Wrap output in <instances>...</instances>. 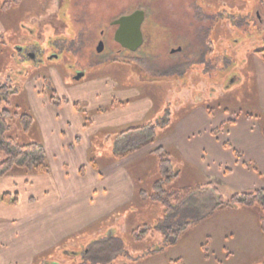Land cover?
<instances>
[{
    "label": "rangeland",
    "instance_id": "374dc122",
    "mask_svg": "<svg viewBox=\"0 0 264 264\" xmlns=\"http://www.w3.org/2000/svg\"><path fill=\"white\" fill-rule=\"evenodd\" d=\"M136 9L146 12L145 41L131 52L115 40L113 22ZM0 18L6 28L0 36V83L18 90L11 96L12 110L16 105L28 106L35 117L30 131L18 116L11 119L10 134L20 142L40 140L49 149L51 163V172L41 174L35 184L31 180L37 173L20 169L10 174L16 175L14 181L11 177L0 184V194L18 193L17 205L0 206V218L18 223L15 237L20 249L33 252L43 243L48 246L34 264H264L259 207L229 203L211 211L236 191L194 171L173 148L166 147L175 169L182 172L166 187L212 182L217 188L204 187L195 193L206 208L181 206L168 211L140 194V190L150 191L160 178V156L153 150L165 144L171 125L193 106L212 108L216 115L207 122L214 124L235 114L264 117V62L252 52L256 46L264 47L261 40L252 42L254 35H264V0H0ZM242 18L254 21L256 27L247 20L232 26V20L235 24ZM43 24L55 30L48 29L54 34L49 45ZM100 41L102 52L97 51ZM24 49L38 59L25 55ZM78 70L84 72L80 79L75 76ZM51 89L62 103L51 102ZM119 100L129 102L120 106ZM74 103L87 114L74 111ZM115 111L128 119L141 116L130 125H153L159 136L152 146L134 154L139 158L129 167L136 187L130 200L111 210L118 194L110 185L99 190L95 199L92 194L86 200L83 186L80 193L64 186L52 189L60 184L63 172L78 185L77 169L85 165L90 170L94 154L99 171H107L116 150L152 134V130L121 134L130 125L121 129L108 125ZM247 120L259 126L264 136L256 118ZM61 142L62 153H51ZM5 159L0 151V162ZM92 175L82 182L91 184ZM31 195L37 199V212L60 200L69 206L59 213L63 205L54 209L47 225L32 226L29 222L37 219L31 218ZM195 220L180 236L164 233L168 226ZM143 224L160 229L141 238L136 232ZM94 253L96 261L89 259Z\"/></svg>",
    "mask_w": 264,
    "mask_h": 264
},
{
    "label": "crops",
    "instance_id": "0c3cea01",
    "mask_svg": "<svg viewBox=\"0 0 264 264\" xmlns=\"http://www.w3.org/2000/svg\"><path fill=\"white\" fill-rule=\"evenodd\" d=\"M5 31V25L2 23L0 18V36ZM76 104L77 103H74L71 106L74 111L77 110V108H74L76 107ZM116 109L117 108H115V110ZM77 111L79 112V110ZM112 112L113 111L110 110V114ZM114 114V116L111 115L112 121L108 124L110 126H114V129H121L124 125H130L133 121L135 122L142 118L141 116H138L137 119H133L131 116H128L130 119V121H128L129 119L127 118V114L121 113L120 111H115ZM210 119L211 115L205 108L201 106H193V109L189 111L187 116H185L174 125H171L172 127H170V132L168 136H166V142L161 146L173 148V150H175L173 152L179 155L180 161L191 166L194 171L200 173L206 179H214V181L218 180L219 184L233 188L236 191L234 192V194L253 191L255 189L264 187V136L262 135L259 126H257L250 120H244L228 129H225L224 132L216 136L213 134V130L220 124H214L213 121L207 122V120ZM128 127L124 128V130ZM62 131H65V129H63ZM227 141H230L232 143L233 148H227L224 146ZM74 143L76 142H73V144ZM58 145L59 148L51 149L50 152L61 154L63 151V146L65 144L61 142ZM149 146L152 145H148L145 148ZM145 148L131 153L125 158L119 160L111 159V161H109L108 163V169L105 172H100L93 166L90 170L88 169V167H84L85 165L78 168L76 179L79 180H76V182L79 183L76 186H74V181H70L67 172H63L62 177L59 180L60 184L53 185L52 189L62 188V186H64L68 187L70 192L80 193L83 186V192L86 196V200L89 196L91 197L92 194H94L93 198L95 199L97 193H99V190L103 188L102 191H104L110 185V187L114 188L115 193L118 194V197L114 200L115 205H112V208L110 209H117L126 204L136 190L135 184L129 171V167L134 161H136L137 158H139L136 157L138 155L134 154L142 152ZM234 148L241 151V160L237 158L234 152ZM48 150L49 149L46 148L47 155ZM82 151L83 153H85L84 150ZM84 155V160L86 162V154ZM54 156L56 157L55 154ZM171 157L173 158L172 155ZM177 160L174 161L176 162ZM245 162L256 163L257 169L246 166ZM94 169L96 171H94ZM87 170H89V174H87L88 176L86 177ZM176 171H178V175L176 177L179 178V176L181 175L180 172H182V170H177L176 168ZM91 173L93 174L91 177L92 180H90L91 184L82 182L86 181V178H88ZM42 176L43 175L41 174H34L32 175L31 181H34L33 184H35L36 180H38L39 178L41 180V178H43ZM11 177L14 181V177H16V175H7L0 178V184L2 181ZM26 182H28L27 179ZM111 182H114L115 186H113ZM194 184L196 183L186 185ZM71 187H73L74 189ZM49 189L50 188L48 187V190H45L44 193L48 194ZM36 200V197L32 195L29 198L30 203L34 205V209L31 211L32 213H30L31 218L33 217L37 220L33 223H30L28 220L25 221L26 224L29 222V224H32V226H44L43 224L47 225V216L49 218L53 211H55L54 209H59V207L65 203V201L60 200L53 206L51 204H48V209L45 208L44 212H41L43 210L37 212L38 209L35 207ZM0 202V206H7V203L3 202L2 200H0ZM201 204V201L196 202V200H194L192 202V206L194 207H197ZM68 206V204L63 205L59 211H56H58V213L62 212L63 210L68 208ZM9 220L10 221L5 222L0 218V264H34L36 257L41 256V253L45 249H47V244L44 245L43 243L33 252H31V250H26V248L20 249V245L16 243L17 241L15 237L18 231V223L17 225L15 224V219Z\"/></svg>",
    "mask_w": 264,
    "mask_h": 264
},
{
    "label": "trees",
    "instance_id": "16d2710c",
    "mask_svg": "<svg viewBox=\"0 0 264 264\" xmlns=\"http://www.w3.org/2000/svg\"><path fill=\"white\" fill-rule=\"evenodd\" d=\"M247 20V18L239 19L234 24V21L232 20V26L237 27V24H243L244 21ZM249 20V19H248ZM246 21V24L256 27V24L254 21L251 20ZM36 25V23H34ZM42 32H44L46 35L48 33V45L50 44L51 40L54 38L53 33L50 32V30L54 31V27L52 25L48 26L46 24H43ZM48 29H50L48 31ZM257 30L261 31V28H256ZM256 34V33H255ZM59 36L58 34H55V37ZM255 36V37H254ZM252 37V42L255 43L260 42V40L264 43V35L258 36L254 35ZM252 52L254 53V56L258 55L261 60L264 62V47H254ZM56 55V54H55ZM50 59V57H49ZM54 89V88H52ZM51 89V90H52ZM18 90H11V86L9 84H3L0 83V151L5 153L6 159L0 162V178L10 175L13 170L20 169L22 171H27L29 173H37V174H49L51 172V165L47 157L46 147L40 140H30L27 142H20L18 139L14 136H12L11 133V119H14L16 116H18L19 123H21L26 130H32L35 122V117L32 113L28 111V106H26V109L24 106L16 105V111L12 110V94H15ZM50 95L51 102L55 104L62 103V100L59 99V97H56L54 91ZM65 101H68L67 99H63ZM128 103L127 101H119L116 104H119L120 106H124V104ZM76 108L80 112H84L87 114V110L83 107H80L78 104L75 105ZM208 113L211 116H215L216 113L213 112L212 108L206 107ZM225 111L227 113H231L229 108H226ZM256 118L262 125L263 129L262 132L264 134V117L262 114H253L248 113L244 115L243 117H240L238 114H235L234 117H232L229 120H226L222 122L220 125H218L213 130L214 135H219L222 133L226 128H230L242 120L252 119ZM90 120V119H88ZM91 121V120H90ZM92 121L90 122V124ZM166 125L164 124L163 127ZM134 130H148L151 131L152 134L148 136L147 138L137 142L136 144H133L131 146H127L126 148L122 150H116L113 153V159L119 160L122 158H125L126 156L130 155L133 152H136L148 145H152L156 142L157 138L159 137L157 133L154 130L153 125L144 124V125H135L130 126L127 129L123 130L121 134H127ZM227 148H233L232 143L230 141H227L224 144ZM234 152L239 160L242 159V153L241 151L234 148ZM153 153L160 156V162H159V173L160 178L155 181L152 189L149 190H140L141 196L144 197V199L149 200L153 203H159L163 207H166L168 211L174 210V207H194L192 206V202L196 200L198 202L197 198L195 197V193L200 191L204 187H210V188H217L216 185H213L212 182H208L206 184L200 183L195 185H185L180 187H174L169 186L166 187V184L178 175V171L175 169L174 162L171 158V154L167 150L165 146H159L156 147L153 150ZM90 162L92 166L100 170L101 166L99 165V161L96 157V154L93 155V157L90 159ZM246 166L252 167L254 169H257V165L254 162H245ZM83 171V170H82ZM194 197L196 199H194ZM0 199L10 205H16L19 202L18 193L12 194L10 192H5L0 194ZM237 204L242 203L244 205H257L260 209V228L264 232V187L255 189L253 191H246V192H240L235 193L231 196L230 199H222L221 201L217 202L215 208H211V211H215L216 209L222 208L225 204ZM207 203H204L203 205H199L196 208H206L205 205ZM210 211V214H211ZM209 214V215H210ZM197 220L195 221H189L185 224V226H179V227H172L168 226L164 229V233L170 235L174 234L176 236H180L183 234L186 228L189 226L195 224ZM160 228L158 226H150L149 224H143L142 226H139L137 229L136 234L138 236H141V238H145L147 235L154 234L156 231H158ZM89 250V249H88ZM95 253L89 256V259L95 260ZM42 259V258H41ZM41 259H38L37 261H41ZM98 259V258H97Z\"/></svg>",
    "mask_w": 264,
    "mask_h": 264
},
{
    "label": "water",
    "instance_id": "95a60500",
    "mask_svg": "<svg viewBox=\"0 0 264 264\" xmlns=\"http://www.w3.org/2000/svg\"><path fill=\"white\" fill-rule=\"evenodd\" d=\"M145 19H146V12L144 9H136L132 13L128 15H123L118 19H116L113 22V25L118 26L115 32V40L123 48L128 49L132 52L139 50L145 41V37L142 29ZM103 50H104V42L100 41L97 47V51L102 52ZM83 74H84L83 71H78L76 75V79H80Z\"/></svg>",
    "mask_w": 264,
    "mask_h": 264
},
{
    "label": "flooded vegetation",
    "instance_id": "af4514ba",
    "mask_svg": "<svg viewBox=\"0 0 264 264\" xmlns=\"http://www.w3.org/2000/svg\"><path fill=\"white\" fill-rule=\"evenodd\" d=\"M115 27H116V29L115 30H117V28H118V26L117 25H115ZM118 43V42H117ZM119 44V43H118ZM24 48V47H23ZM20 50L22 51V48H20ZM24 51H25V49H24ZM26 52H27V55L28 56H30V57H32V58H35V59H38L37 58V56L35 55V54H33V53H30V52H28V51H25V55H26ZM41 53H42V50H41ZM54 56H57V55H55L54 54ZM89 250H87V252H88ZM49 262V261H48ZM51 263V262H50ZM53 263H55V264H57L56 262H52V264Z\"/></svg>",
    "mask_w": 264,
    "mask_h": 264
}]
</instances>
